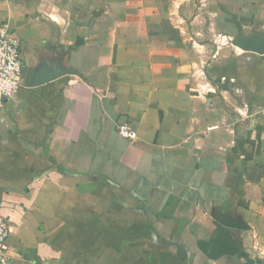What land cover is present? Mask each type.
I'll return each instance as SVG.
<instances>
[{
  "label": "crops",
  "instance_id": "0c3cea01",
  "mask_svg": "<svg viewBox=\"0 0 264 264\" xmlns=\"http://www.w3.org/2000/svg\"><path fill=\"white\" fill-rule=\"evenodd\" d=\"M0 22L26 83L0 115L13 264H264V55L232 44L264 0H0ZM43 62L83 79L30 87Z\"/></svg>",
  "mask_w": 264,
  "mask_h": 264
},
{
  "label": "built area",
  "instance_id": "2783aa9c",
  "mask_svg": "<svg viewBox=\"0 0 264 264\" xmlns=\"http://www.w3.org/2000/svg\"><path fill=\"white\" fill-rule=\"evenodd\" d=\"M24 67L21 39L8 23L0 22V115L5 102L26 86ZM118 133L130 142L138 138L129 125H120ZM10 233L11 226L0 208V264H13L8 246Z\"/></svg>",
  "mask_w": 264,
  "mask_h": 264
},
{
  "label": "water",
  "instance_id": "95a60500",
  "mask_svg": "<svg viewBox=\"0 0 264 264\" xmlns=\"http://www.w3.org/2000/svg\"><path fill=\"white\" fill-rule=\"evenodd\" d=\"M232 44L244 52L264 55V35L255 31L249 35L235 37L232 40ZM62 75L77 76L83 79L82 75L76 70L72 68H63L61 62H58L57 65L52 68L47 62H43L34 70L33 75L29 80V86L38 87L50 83ZM212 217L225 227L238 230L247 229V226L244 224L241 218L234 217L230 213L214 211Z\"/></svg>",
  "mask_w": 264,
  "mask_h": 264
},
{
  "label": "rangeland",
  "instance_id": "374dc122",
  "mask_svg": "<svg viewBox=\"0 0 264 264\" xmlns=\"http://www.w3.org/2000/svg\"><path fill=\"white\" fill-rule=\"evenodd\" d=\"M0 121H1V118H0Z\"/></svg>",
  "mask_w": 264,
  "mask_h": 264
}]
</instances>
